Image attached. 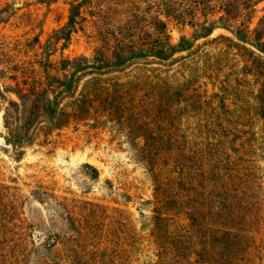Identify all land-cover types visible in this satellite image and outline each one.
<instances>
[{
	"label": "rangeland",
	"instance_id": "rangeland-1",
	"mask_svg": "<svg viewBox=\"0 0 264 264\" xmlns=\"http://www.w3.org/2000/svg\"><path fill=\"white\" fill-rule=\"evenodd\" d=\"M0 264H264V0H0Z\"/></svg>",
	"mask_w": 264,
	"mask_h": 264
}]
</instances>
